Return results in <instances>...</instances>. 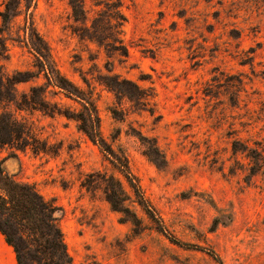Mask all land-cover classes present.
<instances>
[{
    "label": "rangeland",
    "instance_id": "rangeland-1",
    "mask_svg": "<svg viewBox=\"0 0 264 264\" xmlns=\"http://www.w3.org/2000/svg\"><path fill=\"white\" fill-rule=\"evenodd\" d=\"M26 25L96 107L154 219L123 166L64 115L84 101L47 84ZM0 29V116L21 129L0 161L53 206L72 264H220L211 251L264 264V0H32ZM126 81L142 100L113 91ZM0 264H18L7 242Z\"/></svg>",
    "mask_w": 264,
    "mask_h": 264
},
{
    "label": "trees",
    "instance_id": "trees-1",
    "mask_svg": "<svg viewBox=\"0 0 264 264\" xmlns=\"http://www.w3.org/2000/svg\"><path fill=\"white\" fill-rule=\"evenodd\" d=\"M24 1L28 3L32 0L4 1L5 9L0 12V18L5 29H9L13 22L22 15ZM72 7L74 12L78 13L79 6L73 4ZM3 33L4 30L0 29V35ZM22 37L28 50L39 62L47 84L59 89L68 98L84 101L82 103L86 111L84 114L79 113L75 117L68 116L66 113L64 115L74 119L78 123L79 131L99 145L106 154L114 159L115 163L123 166L136 202L150 218L154 219L155 216L151 210L153 207L150 202L145 198L140 186L129 178L131 174H129L130 168L126 156H118L108 148L104 141L96 107L93 103L88 102L89 100L85 98L82 90L61 75L55 66L48 45L41 39L33 26L26 25ZM0 47L1 51L8 50L6 44L2 43ZM1 72L2 66H0ZM33 79L36 77L32 78L28 74L18 82L28 83ZM1 83L0 79V101L5 97L1 90ZM113 87L116 94L130 101H140L144 98L143 91L132 82L117 83V86ZM20 131L21 129L12 118L4 114L1 115L0 151L7 147H16L20 143ZM147 157L152 159L151 154H147ZM3 165L4 161L2 160L0 161V233L5 237L7 244L14 249L18 264H72L62 230L56 224L53 206L45 201L31 185L17 183L11 179ZM110 201L113 203L114 198L111 197ZM181 245L189 247L187 244ZM210 255L222 264L215 252L211 251Z\"/></svg>",
    "mask_w": 264,
    "mask_h": 264
},
{
    "label": "crops",
    "instance_id": "crops-1",
    "mask_svg": "<svg viewBox=\"0 0 264 264\" xmlns=\"http://www.w3.org/2000/svg\"><path fill=\"white\" fill-rule=\"evenodd\" d=\"M4 244H6V242L4 243V241L0 239V246H3Z\"/></svg>",
    "mask_w": 264,
    "mask_h": 264
}]
</instances>
